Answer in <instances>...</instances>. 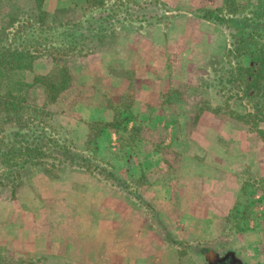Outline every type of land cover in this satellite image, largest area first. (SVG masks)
Listing matches in <instances>:
<instances>
[{
	"label": "rangeland",
	"instance_id": "1",
	"mask_svg": "<svg viewBox=\"0 0 264 264\" xmlns=\"http://www.w3.org/2000/svg\"><path fill=\"white\" fill-rule=\"evenodd\" d=\"M91 2H106L104 8L116 13L101 15L120 21L92 54L59 64L73 82L55 104L46 103L44 87L30 90L22 122L46 120L44 132L83 161L64 157L28 167L15 198L8 189L0 192V264H145L146 253H114L136 243L132 231L148 229L167 244L186 237V250L215 246L207 239L223 233L216 264H247L258 251L264 257V235H257L264 232V177L258 175L264 166V0ZM39 4L50 23L73 25L96 11L90 0H0V42L10 19L27 20ZM217 17L238 23L222 25ZM238 28L247 50L234 53ZM250 66L259 67L262 78L243 75ZM54 70L50 58H41L24 75L33 83ZM250 81L259 82V95L247 88ZM16 118L0 114V137L16 131ZM41 127L28 136L34 146ZM218 180L238 181L236 204L223 220L201 221L206 240H191L186 230L195 222L181 218L189 208L214 212L216 204L203 191L211 192ZM170 201L177 202L169 219L177 236L166 234L168 221L162 220ZM251 230L255 240L242 245L237 237ZM80 246L82 253L74 252Z\"/></svg>",
	"mask_w": 264,
	"mask_h": 264
},
{
	"label": "trees",
	"instance_id": "2",
	"mask_svg": "<svg viewBox=\"0 0 264 264\" xmlns=\"http://www.w3.org/2000/svg\"><path fill=\"white\" fill-rule=\"evenodd\" d=\"M118 3L116 1V4ZM90 4H92L91 0ZM104 5L106 2L92 4L93 9H96L94 16L86 15L82 21L71 25L62 22L50 23L47 19V12L39 4L38 10L27 20L21 21L12 18L9 20L8 26L10 27L3 30L1 35L6 38L0 42V106L3 103L5 106L0 107V114H6L7 117L13 115L18 118L11 122L16 131L10 135L3 134L0 137V192L8 189L15 198L22 187L23 175L28 167L40 168L46 166L47 161L51 159L59 160L64 157L67 158L64 162L70 161L71 164L83 161V156L78 155V153L74 155L70 148L67 149L64 142L52 138L44 132L45 130L41 126L46 125V120L40 119L39 123H36L35 120L27 119V124H22L23 118H25L23 114L28 112L31 107L30 90L35 86L40 85L45 88L46 103L48 104L56 103L60 96L72 86V77L57 70L59 64L65 60L92 54L94 44L104 41L109 26L120 21L118 18L113 19L115 15L112 14L107 17L102 16V12L109 10L112 13L115 11L104 8ZM216 20L222 25L238 23L235 19L226 17H217ZM61 29L64 32H60ZM79 30L82 31V34L78 37L74 33ZM84 30L87 33H83ZM36 32L40 35H35ZM19 35L25 39L24 42L20 43L16 40ZM232 37L233 39L236 37L240 44L234 46L232 52L240 53L242 51L241 46L247 50L245 44L247 38L241 29L235 30ZM41 58H50L56 65V70L46 76H36L33 83H28L24 73L30 72L34 62ZM259 70V67L250 66L243 69L242 72L249 78L254 76L262 78ZM19 72L23 73V77L15 80L13 75L14 73L18 75ZM236 82H240L239 79ZM257 86H259L258 81H250L247 88H253L256 95H259L260 89ZM239 88L240 85H236V90ZM34 107L38 110L37 105ZM34 111L31 110V112ZM40 115H44V113L40 111ZM39 127L43 129L40 138H38L40 145L34 146L28 136L34 134L36 128ZM23 129L25 132L21 131ZM7 139L11 140L6 142ZM78 164L81 168L83 167V164Z\"/></svg>",
	"mask_w": 264,
	"mask_h": 264
},
{
	"label": "crops",
	"instance_id": "3",
	"mask_svg": "<svg viewBox=\"0 0 264 264\" xmlns=\"http://www.w3.org/2000/svg\"><path fill=\"white\" fill-rule=\"evenodd\" d=\"M132 48L136 49V47H132ZM263 169H264V166L261 167V169L259 168V171H258V175L261 177H264ZM210 190L211 192H206L208 190H205L203 191V193L204 194L210 193L211 196H209V202L216 204L215 206H212V209L214 211L213 213L212 212L209 213L210 210L206 211V210H202L201 208H199L198 210H196L195 208H189L188 214L186 215L187 217L181 218L183 221L184 219H190V221L192 220V222H195V223H190L192 228H188L186 230L188 232V237H190L191 240H194V241L199 240L200 242L201 241L203 242L204 240H206V238H204L203 231H201V229L199 228L201 221L206 220L207 218H211V220H214V221H220V220H223L225 217L229 216L230 212L234 208L236 201L239 197L238 193L240 192V184L238 183L237 180H232L231 183L230 182L226 183L222 180H218L216 182V186L213 187V190L212 189ZM196 199L200 200L199 196ZM194 201L195 200H193V202ZM170 203L171 204H169V207H168L169 211L166 214L162 215V220L168 221L165 223L168 228V231L166 230V234L170 236H177L178 233L175 230L169 229L171 226L170 220L173 221L172 217L170 216L171 210L172 208L175 207L174 204L177 202L170 201ZM185 205H186V201H185ZM210 214L211 216L208 217V215ZM199 215L200 217H202V220H199L200 219ZM185 224L186 222H184V225L182 226L184 227ZM194 225L198 227H194ZM122 230L123 229H120L119 231L121 232ZM125 230L127 231L128 228H126ZM257 231H258L257 233L258 237L261 238L264 235V232L262 233L261 230H257ZM154 232L155 230H151V229H148L146 232H142V233H139V231L137 230L132 231L130 235L137 237V238L135 237V240H134V242L136 243L132 244L131 248L126 247V249H121L120 251L116 250L114 253V257L115 256H120V257L127 256L128 254L132 252V250L136 251L138 256L140 257L142 256V254L146 253L145 264H216V260H218L221 257L219 255V252H220V249H223V247H220L221 245H219L220 243L219 237L223 233L221 234L219 231L217 232L218 234H216V236L213 237L214 233H212L210 236L211 238L207 239V240H211V242H214L215 246L211 245L208 248L206 247L208 246V244H202V246L200 245L199 247L194 245L190 250H186L182 248V247H188L186 245V239H187L186 237H184V239H177L176 243L173 242L172 244L170 242L171 244H167L166 242L159 240V238H155L156 235ZM183 233H185V231L181 230L180 234H183ZM185 234L187 235V233ZM139 235H140V238H138ZM255 235H256V232H254V230L245 231L242 233L241 236L237 237V240H240V243H242V245L249 247L248 244H250L252 240H255ZM251 237H253V239ZM261 239L253 243L261 244L263 242ZM246 241H248L249 243L246 244L245 243ZM77 242L81 244L80 241H77ZM69 244L79 245L77 243H74L72 240L69 241ZM83 247L84 246H80L78 249L74 250V252L82 253ZM204 247L205 249H203ZM190 252L196 254L197 262L194 263L193 261H190V256H191ZM260 254L261 252L258 251V254L255 253V254L249 255L245 262H249L247 264H264V260H263L264 257L261 256ZM85 260L88 261L87 259ZM141 262H143V257H142ZM82 264H84V262ZM243 264H246V263H243Z\"/></svg>",
	"mask_w": 264,
	"mask_h": 264
}]
</instances>
